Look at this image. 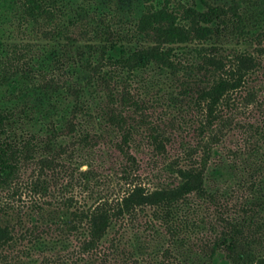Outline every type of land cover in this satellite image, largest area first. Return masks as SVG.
<instances>
[{
    "label": "trees",
    "instance_id": "obj_1",
    "mask_svg": "<svg viewBox=\"0 0 264 264\" xmlns=\"http://www.w3.org/2000/svg\"><path fill=\"white\" fill-rule=\"evenodd\" d=\"M0 1V264H264V0Z\"/></svg>",
    "mask_w": 264,
    "mask_h": 264
},
{
    "label": "rangeland",
    "instance_id": "obj_2",
    "mask_svg": "<svg viewBox=\"0 0 264 264\" xmlns=\"http://www.w3.org/2000/svg\"><path fill=\"white\" fill-rule=\"evenodd\" d=\"M3 3H4V1L3 2L0 1V11L3 14L2 18L0 19V27H2L4 18L6 17V14H4L6 9L3 6ZM112 158L114 159L113 155H112ZM143 158H146V157H143ZM103 159L108 160L105 153L103 154ZM104 167H107V170H105V168H104V170H102L101 173L105 176L103 177L102 182L99 183V186L94 187V190L98 191V193L101 194L102 192L107 191V187L109 186L108 188H110V190H112L114 192V194H117L118 188L121 187L122 183H121V181L117 175V172L113 171V162L108 160V162L105 164ZM85 168H86V165L83 166V169H85ZM106 173H108V174H106ZM107 175H109V176H107ZM145 181H148L147 178L145 179ZM77 192H78V190H77ZM74 195L79 197L78 193L74 194ZM215 264H222V263L220 260H216Z\"/></svg>",
    "mask_w": 264,
    "mask_h": 264
}]
</instances>
